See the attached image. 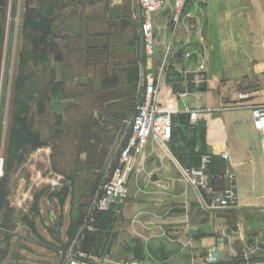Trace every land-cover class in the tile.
Returning a JSON list of instances; mask_svg holds the SVG:
<instances>
[{"label": "crops", "instance_id": "crops-1", "mask_svg": "<svg viewBox=\"0 0 264 264\" xmlns=\"http://www.w3.org/2000/svg\"><path fill=\"white\" fill-rule=\"evenodd\" d=\"M160 20L154 17V29H164L169 53L146 58L144 69L165 91L173 136L164 148L151 141L144 146L127 174L126 203L101 218L100 247L110 254V264H206L212 246L222 264L264 262V135L254 129L251 113L264 107V0H187L176 34L166 19L156 24ZM206 21L211 26L205 30ZM139 85L138 77L120 76L101 92H120L125 86L136 91ZM124 97H110L100 102V110L75 117L73 166L78 175L112 176L119 166L127 144L121 123L125 117L130 122L140 105L137 100L124 116ZM192 113L195 124L189 122ZM36 138L40 149L44 143ZM25 141L21 135L14 142L25 146ZM3 142L4 151L11 150V126ZM12 166L8 160L3 199L12 194ZM185 169L201 171L207 189L194 185ZM229 189L231 206L220 207ZM90 191L69 187L66 202L56 208L62 215L58 238L65 247L73 239L71 227L76 236L73 215L82 209L72 199L86 198ZM9 230L8 224L0 225V231Z\"/></svg>", "mask_w": 264, "mask_h": 264}, {"label": "rangeland", "instance_id": "rangeland-1", "mask_svg": "<svg viewBox=\"0 0 264 264\" xmlns=\"http://www.w3.org/2000/svg\"><path fill=\"white\" fill-rule=\"evenodd\" d=\"M165 15L172 34H176L180 22L175 25L170 21V6L155 15L161 19L156 24L162 26ZM208 24L211 26V22L204 23L205 30ZM163 30L154 29L151 58L157 53L164 58L169 53ZM146 58L137 0H0V191L4 190L7 161L13 165L9 172L12 194L0 198V225L10 226L9 233L0 231V240L5 239L0 246V264H9L10 260L16 264H64V256L58 251L69 249L85 252L86 264L111 263L110 254L99 242V224L105 214L97 213L95 233L84 230L83 214L98 186L111 176L77 174L73 166L77 140L74 122L76 116L100 110V102L121 93L125 97L120 106L126 116L137 100L141 105L148 79L160 93L158 105L169 111L164 107L167 98H163V87L157 86L149 73L152 71L144 69ZM120 76L138 77L139 87L136 91L135 87L125 86L120 92H101ZM238 92L244 95L243 88ZM128 120L125 117L121 123L127 144L131 136ZM10 126L11 150L5 147L4 151L3 140ZM21 135L26 139L25 146L15 144ZM39 136L44 146L36 149V145H42L36 138ZM126 185L128 189L127 181ZM69 187L91 191L86 198L72 199L82 209L72 214L78 223L76 236L71 227L73 239L65 247L58 238L62 215L56 208L66 202ZM121 206L113 204L112 210ZM243 263L264 264L254 260Z\"/></svg>", "mask_w": 264, "mask_h": 264}, {"label": "built area", "instance_id": "built-area-1", "mask_svg": "<svg viewBox=\"0 0 264 264\" xmlns=\"http://www.w3.org/2000/svg\"><path fill=\"white\" fill-rule=\"evenodd\" d=\"M187 0H137L140 16V35L147 57H152L154 53V17L164 9L170 6L173 15L170 18L175 25L181 21L183 17L184 7ZM158 94L154 88V82L151 79L146 81V92L141 105L137 108L136 115L130 121L131 136L128 144L120 155V164L114 171L109 181L101 183L96 192L95 198L84 209V230L89 233L97 231V213L106 214L112 211V205L121 206L125 203L128 196L126 185L127 174L131 172L139 157L143 153L144 146L149 141H154L158 145L166 147L172 134L171 128V112L163 110L158 105ZM253 117L254 129L264 135V107L256 106L251 111ZM190 123H196V115H190ZM226 159L227 155L222 156ZM185 174L189 180L202 189L206 187V177L201 172H192L185 169ZM229 181L233 180L231 175H227ZM233 200V190L226 192V197L219 201L220 207H229ZM59 256H64V264H86L88 256L85 252L59 250ZM245 262H248L245 261ZM137 264V263H130ZM206 264H222L219 251L216 246L208 249L206 255ZM249 264V263H243Z\"/></svg>", "mask_w": 264, "mask_h": 264}, {"label": "water", "instance_id": "water-1", "mask_svg": "<svg viewBox=\"0 0 264 264\" xmlns=\"http://www.w3.org/2000/svg\"><path fill=\"white\" fill-rule=\"evenodd\" d=\"M10 264H16V262L15 261H11V263Z\"/></svg>", "mask_w": 264, "mask_h": 264}]
</instances>
